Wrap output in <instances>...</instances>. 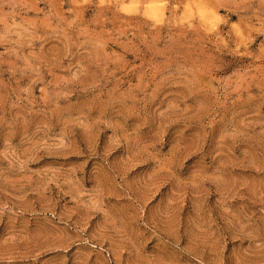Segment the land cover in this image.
I'll return each instance as SVG.
<instances>
[{
	"label": "rangeland",
	"instance_id": "374dc122",
	"mask_svg": "<svg viewBox=\"0 0 264 264\" xmlns=\"http://www.w3.org/2000/svg\"><path fill=\"white\" fill-rule=\"evenodd\" d=\"M0 264H264V0H0Z\"/></svg>",
	"mask_w": 264,
	"mask_h": 264
}]
</instances>
